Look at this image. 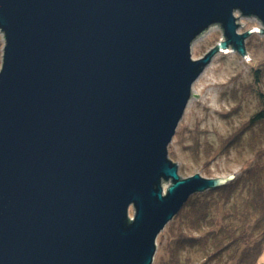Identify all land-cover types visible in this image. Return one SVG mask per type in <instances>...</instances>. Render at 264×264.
<instances>
[{"label":"water","instance_id":"95a60500","mask_svg":"<svg viewBox=\"0 0 264 264\" xmlns=\"http://www.w3.org/2000/svg\"><path fill=\"white\" fill-rule=\"evenodd\" d=\"M0 32V264H153L188 199L235 177H182L168 147L214 55L264 34V0H0Z\"/></svg>","mask_w":264,"mask_h":264},{"label":"rangeland","instance_id":"374dc122","mask_svg":"<svg viewBox=\"0 0 264 264\" xmlns=\"http://www.w3.org/2000/svg\"><path fill=\"white\" fill-rule=\"evenodd\" d=\"M235 15L243 24L238 29L241 33L262 26L255 17H244L238 12ZM221 39L220 25L210 26L192 43V57L203 56ZM3 45L0 32V67ZM246 48V57L231 48L215 54L192 86L193 96L168 147L169 157L178 164L182 177L196 173L204 177L238 176L254 161L253 151L246 147V143L259 147L264 128L257 126L256 130H248L240 136L238 132L254 113L264 107V34L255 32L250 35L246 39ZM255 69L260 70L258 77ZM168 185V181L163 182L164 189ZM129 214L133 216L132 207ZM172 221L157 238L153 264H161L170 255L167 245L173 235ZM201 253L190 251L199 264L204 261ZM187 254L188 250L184 255Z\"/></svg>","mask_w":264,"mask_h":264},{"label":"trees","instance_id":"16d2710c","mask_svg":"<svg viewBox=\"0 0 264 264\" xmlns=\"http://www.w3.org/2000/svg\"><path fill=\"white\" fill-rule=\"evenodd\" d=\"M257 126L264 128V107L238 134ZM259 143H246L254 161L238 176L188 199L171 222L170 255L161 264H199L191 250L202 252L200 264H264V137Z\"/></svg>","mask_w":264,"mask_h":264}]
</instances>
